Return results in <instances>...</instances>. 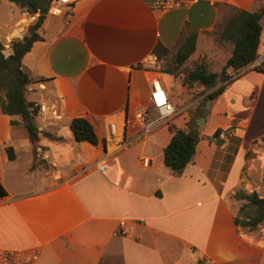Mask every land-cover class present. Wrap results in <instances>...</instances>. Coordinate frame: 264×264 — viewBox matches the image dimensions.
Returning <instances> with one entry per match:
<instances>
[{
    "label": "crops",
    "instance_id": "obj_1",
    "mask_svg": "<svg viewBox=\"0 0 264 264\" xmlns=\"http://www.w3.org/2000/svg\"><path fill=\"white\" fill-rule=\"evenodd\" d=\"M66 1L63 13L47 12L42 39L21 60L32 78L43 79L26 92L49 109L37 115L38 129L64 139L40 137L38 159L47 168H31L25 128L0 112V252H36L34 264H264V219L254 230L236 226L244 201L232 198L240 189L264 197V14L257 59L211 100L204 137L181 175L163 164L167 126L112 155L106 171L95 167L109 121L128 136L140 130L137 111L149 106L153 76L173 103L164 73L140 67L147 54L157 45L171 49L184 28L197 30L196 45L202 37L215 41L211 32L231 8L256 11L264 0ZM22 17L5 32L35 20L21 24ZM200 58L213 71L227 60L219 65L202 50L191 61ZM184 115L174 127H185ZM73 117L91 123L97 146L74 141ZM217 129L225 133L212 137Z\"/></svg>",
    "mask_w": 264,
    "mask_h": 264
},
{
    "label": "trees",
    "instance_id": "obj_2",
    "mask_svg": "<svg viewBox=\"0 0 264 264\" xmlns=\"http://www.w3.org/2000/svg\"><path fill=\"white\" fill-rule=\"evenodd\" d=\"M7 1L26 11L28 15H37V17L36 21L28 26L27 35L20 40L10 41V54L3 53L4 45L0 42V112L12 117L10 119L12 126L21 124L25 128L33 150L31 168L38 164L47 168L46 162L38 159L37 148L40 137L57 142H63L64 139L38 129L37 109L33 106V102L27 100L26 92L29 84L43 79L32 78L24 70L21 60L30 50L33 42L42 39L38 29L53 0ZM263 14L264 5L256 11L231 8L229 15L215 24L211 34L217 46L230 52L219 71L209 69L204 58L192 61L191 65L186 64L196 45L198 32L193 28L182 29L171 49H164L159 45L155 47L156 56L162 60L161 73L179 78L187 90L197 85L202 86V90L194 95L199 98L195 99L196 101L187 110L188 118L185 127L183 129L169 127L172 134L163 148V164L173 175H181L185 166L191 163L196 144L204 137L198 130L197 122L203 113L205 102L217 98L235 75L257 59ZM228 69L230 72H227ZM69 129L74 141L86 142L93 146L98 145L97 135L86 118L73 117L70 120ZM220 132L217 129L212 137L216 138ZM102 147L104 148L103 140ZM6 153L9 159H13L10 147L6 148ZM232 198L244 201L234 215V224L247 230L256 229L264 219V197H260L256 191L247 192L240 189L232 195ZM196 264H204V260L199 259Z\"/></svg>",
    "mask_w": 264,
    "mask_h": 264
},
{
    "label": "built area",
    "instance_id": "obj_3",
    "mask_svg": "<svg viewBox=\"0 0 264 264\" xmlns=\"http://www.w3.org/2000/svg\"><path fill=\"white\" fill-rule=\"evenodd\" d=\"M66 6V0H53L49 5L48 11L51 14L57 15L62 13ZM139 65L143 69L158 73L161 61L155 53H149L140 61ZM193 101L180 107L175 106L169 99L159 76H153L149 80V106L140 108L137 111L140 130L134 135L128 136L126 135L124 125L118 127L114 121H109L106 125L105 137L103 138L104 148L102 150V157L95 161L96 169L100 172L106 171L110 166L109 161L112 155L129 148L133 143L144 139L159 127L167 126L169 128L172 126L171 123L176 116L184 113V116L187 117V109ZM33 106L37 109V115H44L49 111L47 105L44 103L33 102ZM224 133L221 131L219 136ZM148 161L147 157H143L141 159L142 166L146 167ZM36 259L37 253L33 251L0 252V264H34Z\"/></svg>",
    "mask_w": 264,
    "mask_h": 264
},
{
    "label": "rangeland",
    "instance_id": "obj_4",
    "mask_svg": "<svg viewBox=\"0 0 264 264\" xmlns=\"http://www.w3.org/2000/svg\"><path fill=\"white\" fill-rule=\"evenodd\" d=\"M27 13L26 11L20 9L19 7L15 6L14 4L10 3L7 0H0V42L4 45V49H8L10 45V40H20L23 38V36L28 34V28L26 27L25 30H22L24 28H17L13 30L11 34L6 33L5 31H11V27L13 24L19 20L22 17V14ZM63 13V11H62ZM31 17H35L34 22L36 21L37 15H29ZM29 16L22 17L21 24L23 22H26V20H30ZM33 22V23H34ZM5 23L7 25H5ZM30 25V24H29ZM28 25V26H29ZM215 41L211 37H202L198 40L196 49L190 56L189 60L186 61L187 65H191L193 59L198 58V54L205 50L209 53V55L216 57L219 60V65L223 63V61L228 57V53H224L221 50L216 49L215 47ZM6 51H3L5 53ZM219 65H214L213 69L218 70ZM161 66V65H160ZM165 79L168 82L169 91L172 96V100L175 106H182L183 104L195 100L196 96L195 94L198 93V89L196 87H193L189 90L185 89V87L181 84V81L179 78H174L172 76L164 74ZM28 96L29 93L27 92ZM194 97V98H193ZM192 99V100H191ZM196 101V100H195ZM193 101L192 104L195 102ZM190 104L189 107L192 105ZM188 107V108H189ZM188 110V109H187ZM188 115V114H187ZM188 116L185 118L187 121ZM180 119V118H179ZM180 120H177V123H180ZM185 121V124H186ZM182 123V122H181ZM173 126L174 124L171 123ZM165 127V126H162ZM177 128V127H176ZM119 261L116 259H112V264H118Z\"/></svg>",
    "mask_w": 264,
    "mask_h": 264
},
{
    "label": "water",
    "instance_id": "obj_5",
    "mask_svg": "<svg viewBox=\"0 0 264 264\" xmlns=\"http://www.w3.org/2000/svg\"><path fill=\"white\" fill-rule=\"evenodd\" d=\"M210 102L211 100H207L204 104V109H203V113L202 115L198 118V130L201 131L203 129L204 126V122H205V116L208 113L209 110V106H210Z\"/></svg>",
    "mask_w": 264,
    "mask_h": 264
}]
</instances>
